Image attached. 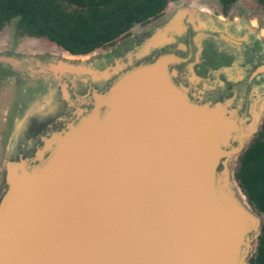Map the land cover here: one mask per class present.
<instances>
[{"label": "water", "instance_id": "water-1", "mask_svg": "<svg viewBox=\"0 0 264 264\" xmlns=\"http://www.w3.org/2000/svg\"><path fill=\"white\" fill-rule=\"evenodd\" d=\"M183 15L101 69L68 52L28 66L68 107L32 156L4 163L0 264H250L262 220L232 169L263 111L205 102L179 80L183 59L152 56ZM44 101L36 113L56 112Z\"/></svg>", "mask_w": 264, "mask_h": 264}, {"label": "flooded vegetation", "instance_id": "flooded-vegetation-1", "mask_svg": "<svg viewBox=\"0 0 264 264\" xmlns=\"http://www.w3.org/2000/svg\"><path fill=\"white\" fill-rule=\"evenodd\" d=\"M237 2L238 0H230L224 3L223 0H218L220 12L214 17L206 16L203 11L186 12L181 18L180 29L173 34V41L154 51L152 56L172 53L183 59V62L176 64L174 68L178 71L179 80H182L192 93L202 91L205 102L223 103L231 100L234 108L240 104L238 110L240 116H243L242 114L249 116L250 107L256 110L261 109L260 97L252 100V94L257 88L258 90L264 88V35L261 33L263 29L259 28L258 22L254 24L253 32L245 27L244 22H241L239 29L234 22L227 25L223 23L230 18ZM168 17L170 12H167L166 7L159 17L150 19L145 24H139L143 29L132 38L130 48L140 45L156 31L161 30L170 21ZM26 54L18 53L12 57L19 62L16 70L1 67L0 70L16 77L17 87L12 105L14 111L20 114L19 118L23 119L27 126L28 123L35 125L45 123L48 130V126L52 124H49L51 117L57 116L68 105L61 100L57 81L34 74L36 70L28 68L29 65H35L37 61H50L51 54L45 52L42 56V53H32L33 57L37 58H28ZM109 63V60L103 57L96 59L94 66L101 69ZM189 67L197 78L192 83L189 82L191 77ZM70 80H68L69 83ZM88 83L98 90L108 84V82H103L102 85ZM86 89V86L80 82V78L74 79V87H71L69 92L75 104V96L84 94ZM46 98H51L53 105H57L58 109L54 113H36V107L41 106ZM36 140L33 139V147L22 148L24 157L29 158L33 155L35 148L40 144V137Z\"/></svg>", "mask_w": 264, "mask_h": 264}, {"label": "trees", "instance_id": "trees-1", "mask_svg": "<svg viewBox=\"0 0 264 264\" xmlns=\"http://www.w3.org/2000/svg\"><path fill=\"white\" fill-rule=\"evenodd\" d=\"M176 1L0 0V29L16 20L22 35L45 38L71 55H87L112 45L135 25L159 17L170 2ZM234 177L249 205L263 216L249 263L264 264V120L238 158Z\"/></svg>", "mask_w": 264, "mask_h": 264}, {"label": "rangeland", "instance_id": "rangeland-1", "mask_svg": "<svg viewBox=\"0 0 264 264\" xmlns=\"http://www.w3.org/2000/svg\"><path fill=\"white\" fill-rule=\"evenodd\" d=\"M200 11H203L206 16L214 17L220 12L218 0H180L171 2L167 6V12H170L168 20L179 13H200ZM230 22H234L238 29L240 28L241 22H244L245 27H247L250 32H253L255 28L254 24L258 22L259 28L263 29L261 33L264 35V0H238L236 8L230 15V18L227 19V21H223L225 25ZM142 29V26L135 25L127 35L117 38L112 45L97 49L80 60L84 63H90L92 60L95 61L98 58L104 57L109 60V64H112L114 60L122 58L127 52L139 46L137 45L133 49L130 48V41L139 34ZM53 45V43L45 38H34L20 34L16 28V20H12L0 29V58L12 59V57L16 56L18 53H28L26 54L28 58H37L35 56L33 57L32 53H42L43 56L44 53L47 52L51 54L52 61L59 60L64 50L55 45L54 47ZM0 67L8 68L9 70L11 68L12 70L17 69L4 62H0ZM16 85L15 76H10L6 72L0 70V190L4 182V163L13 156H23L22 148L33 147V139L36 140L47 131L45 123L37 125L28 123V127L27 123H24L23 119L19 118L20 114L14 111L12 103L15 96L14 91L16 90ZM256 90H254L252 94V100H255L258 96L260 97L261 107H259L262 109V114L264 116V88L261 90L257 88ZM63 111L57 116L51 117V122H49V124H56L58 116L67 114L66 109ZM27 143L28 145H26ZM237 166L238 159L232 172L236 171ZM260 217L261 220H263V216L260 215Z\"/></svg>", "mask_w": 264, "mask_h": 264}, {"label": "bare ground", "instance_id": "bare-ground-1", "mask_svg": "<svg viewBox=\"0 0 264 264\" xmlns=\"http://www.w3.org/2000/svg\"><path fill=\"white\" fill-rule=\"evenodd\" d=\"M54 46V45H53ZM56 46V45H55ZM54 46V47H55ZM56 47H58V46H56ZM59 48V47H58ZM93 53V52H92ZM91 54V53H90ZM62 56H64V57H68L69 55H67V53L65 52V51H62V54H61ZM89 54H87V55H84V56H79V57H86V56H88ZM78 56H76V57H72L71 56V58H77ZM70 58V57H69ZM211 116H213L212 114H210ZM205 116V115H204ZM214 117H217L215 114H214ZM2 145V144H1Z\"/></svg>", "mask_w": 264, "mask_h": 264}, {"label": "crops", "instance_id": "crops-1", "mask_svg": "<svg viewBox=\"0 0 264 264\" xmlns=\"http://www.w3.org/2000/svg\"><path fill=\"white\" fill-rule=\"evenodd\" d=\"M67 53V52H66Z\"/></svg>", "mask_w": 264, "mask_h": 264}]
</instances>
